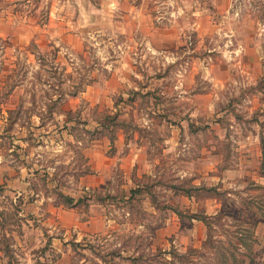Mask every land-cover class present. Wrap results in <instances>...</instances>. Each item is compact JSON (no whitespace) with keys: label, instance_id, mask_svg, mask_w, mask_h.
<instances>
[{"label":"rangeland","instance_id":"obj_1","mask_svg":"<svg viewBox=\"0 0 264 264\" xmlns=\"http://www.w3.org/2000/svg\"><path fill=\"white\" fill-rule=\"evenodd\" d=\"M0 264H264V0H0Z\"/></svg>","mask_w":264,"mask_h":264},{"label":"crops","instance_id":"obj_2","mask_svg":"<svg viewBox=\"0 0 264 264\" xmlns=\"http://www.w3.org/2000/svg\"><path fill=\"white\" fill-rule=\"evenodd\" d=\"M134 158L136 159V156ZM122 159L123 158H121V160ZM133 165H135V163ZM16 180L19 182L18 194L22 195L25 192L23 186H27V188H29L28 185L30 184V181H28L26 176L22 174L19 175ZM82 181L83 183L81 184V188L83 186V189H89L90 187H94L96 189L97 187H101L108 182L106 176H103L102 174L94 177L86 176L82 178ZM14 182L16 181L14 180ZM76 191L72 194L70 193L71 198H73L75 202L78 201V198H75L77 194ZM126 198L129 199L130 197L127 196ZM98 206L100 207L96 209L94 208L90 210L88 214L85 213L83 215L79 209V205H73L70 208L64 209L54 207L53 211L51 210L56 219L58 218L56 226L61 227V230L63 229L66 232V236L64 237L63 242H68L71 237L75 238V241H77L81 237L82 233L83 236L91 237L94 234L103 232L107 225L109 226V223H111L112 220L109 219L107 215L105 216L103 212L106 208L104 207L105 204L104 206L102 205V207L101 204H98ZM90 207L94 206L90 205ZM67 245L69 246L70 244ZM63 255H65V253H63Z\"/></svg>","mask_w":264,"mask_h":264}]
</instances>
